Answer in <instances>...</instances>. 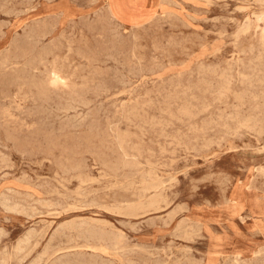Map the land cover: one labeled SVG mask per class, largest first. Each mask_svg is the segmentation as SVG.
<instances>
[{
  "label": "rangeland",
  "instance_id": "374dc122",
  "mask_svg": "<svg viewBox=\"0 0 264 264\" xmlns=\"http://www.w3.org/2000/svg\"><path fill=\"white\" fill-rule=\"evenodd\" d=\"M0 8V75H29L26 61L48 48L33 72L56 63L63 78L47 96L18 77L0 83V264H264V0Z\"/></svg>",
  "mask_w": 264,
  "mask_h": 264
},
{
  "label": "bare ground",
  "instance_id": "6f19581e",
  "mask_svg": "<svg viewBox=\"0 0 264 264\" xmlns=\"http://www.w3.org/2000/svg\"><path fill=\"white\" fill-rule=\"evenodd\" d=\"M52 1V0H51ZM34 2V1H33ZM74 2V1H73ZM96 2V1H95ZM13 3V2H12ZM93 3V2H92ZM209 3V2H208ZM116 7H118V6H116ZM8 8V7H7ZM27 8V7H26ZM25 8V9H26ZM1 9V8H0ZM12 10V9H11ZM116 11V10H115ZM247 11V10H246ZM6 12V11H5ZM118 12V11H117ZM120 12V11H119ZM109 13V12H108ZM111 13V12H110ZM115 13V12H114ZM119 15V14H118ZM121 15V14H120ZM254 16V15H253ZM10 17V16H9ZM96 19V18H95ZM21 20V19H20ZM85 22V21H84ZM135 22V21H134ZM134 22H132V24L134 23ZM180 22V21H179ZM113 23V22H112ZM111 23V24H112ZM248 23V22H247ZM261 23V22H260ZM3 24H4V22H3ZM6 24V23H5ZM43 25H38L37 26V28L35 29V30H33V31H31V33L29 34V36L28 37H30V39H31V43H26V44H22V46L20 47V49L22 50V52H24V54H26L25 55V57L26 58H29L28 57V55H31L32 53L34 54V51H35V47H37V44H39V42H41V39L43 38V37H45L46 35H47V27H48V25L47 24H45V23H42ZM115 25V24H114ZM134 25V24H133ZM6 26V25H5ZM116 26H117V24H116ZM244 26V25H243ZM54 27V26H53ZM136 27V26H135ZM184 27V26H183ZM31 29H32V27H31ZM73 29V28H72ZM85 29V28H84ZM116 29V28H115ZM139 32V31H138ZM243 32V31H242ZM246 32V31H245ZM81 33V32H80ZM136 33V32H135ZM182 33V32H181ZM2 34V33H1ZM65 34V33H64ZM178 34H179V32H178ZM83 35V34H82ZM81 35V36H82ZM111 35V34H110ZM219 35V34H218ZM242 35V34H241ZM264 37V36H263ZM84 38V37H83ZM114 38V37H113ZM207 38V37H206ZM84 39H86V38H84ZM83 40V39H82ZM238 40V39H237ZM88 41V40H87ZM91 41V40H90ZM111 41V40H110ZM72 42V41H71ZM75 42H77L78 43V41H75ZM121 43L120 44H122V41H120ZM68 43V42H67ZM66 43V44H67ZM85 43V42H84ZM89 43V42H88ZM175 43V42H174ZM71 44V43H70ZM69 44V45H70ZM75 44V43H74ZM74 44H72V45H74ZM79 44H81V43H79ZM78 44V45H79ZM93 44H95V42L93 43ZM118 44V43H117ZM119 44V45H120ZM72 45H70V46H72ZM85 45V44H84ZM88 45V44H87ZM90 45H91V43H90ZM89 45V46H90ZM68 46V45H67ZM75 46V45H74ZM81 46V45H80ZM93 46V45H92ZM125 46V45H124ZM78 47V46H77ZM77 47H75L74 49H76ZM84 47V46H83ZM85 47H86V45H85ZM119 47V46H118ZM128 47V46H127ZM38 48V47H37ZM73 48V47H72ZM72 48H70V49H72ZM80 48H82V47H80ZM90 48H93V47H90ZM122 48V47H121ZM157 48V47H156ZM159 48V47H158ZM66 49V48H65ZM70 49H68V51L70 50ZM73 49V50H74ZM86 49V48H85ZM39 50V49H38ZM62 50V49H61ZM65 51V50H64ZM75 51V50H74ZM112 51V50H111ZM21 52V53H22ZM59 52H61V51H59ZM59 52H57V53H59ZM81 52V51H80ZM50 53H52V50L51 49H48V48H46V49H41V50H39V51H37V54L36 55H33V56H35V57H33V56H31V59L29 60V61H26L27 62V65L29 66V70H28V72H29V75L28 74H26L25 75V73H24V76H22V75H18L17 77L19 78V79H22L23 80V83L25 84V85H27V88H28V86H30L29 88H33V90L37 93V95H40V96H47V94H48V86L49 85H51L52 83L54 84V86H56V85H58L59 83H62L63 82V78H62V74H61V71L59 70V67H56V63H55V66H54V64L52 63V61H51V63L53 64V66H52V68L50 69V70H48V72L46 73V75L44 74L45 73V71H44V73H41V74H44V76L45 77H43L42 76V78H40L39 76H37L36 74V70H38L39 68H37L38 67V65L37 64H40V62L41 61H43V59H44V57L45 56H47V55H49ZM73 53V52H72ZM194 53V52H193ZM23 54V53H22ZM62 54L64 55V53L62 52ZM67 54V53H66ZM71 54V53H70ZM75 54V53H74ZM134 54V53H133ZM187 54V53H186ZM253 54V53H252ZM58 55V54H57ZM62 55V56H63ZM75 55H77V54H75ZM24 56V55H23ZM53 56H55V54L53 55ZM66 56V55H65ZM72 56V55H71ZM189 56V55H188ZM66 57H68V56H66ZM153 57V56H152ZM238 57V56H237ZM2 58V57H1ZM17 58V56L15 55V59ZM21 58H23V57H21ZM26 58H25V60H26ZM52 58V57H51ZM53 58H55V57H53ZM60 58V57H59ZM58 58V59H59ZM63 58V57H62ZM81 58V57H80ZM151 58V57H150ZM233 58V57H232ZM262 58V57H261ZM48 59H49V57H48ZM56 59V58H55ZM55 59H52V60H55ZM65 59V58H64ZM68 59V58H67ZM74 59V58H73ZM79 59V58H78ZM100 59V58H99ZM24 60V61H25ZM45 60V59H44ZM57 60V59H56ZM81 60V59H80ZM79 60V61H80ZM260 60V59H259ZM1 61V60H0ZM23 61V62H24ZM64 61V60H63ZM68 60H66V62H67ZM73 61V60H72ZM86 61V60H85ZM151 61V60H150ZM185 61V60H184ZM3 62V61H2ZM49 62V61H48ZM56 62V61H55ZM66 62H63V63H66ZM75 61H73L72 63H74ZM77 62V61H76ZM84 62V61H83ZM15 60L12 58V57H10V56H8V57H6L5 58V60H4V62L2 63V65H3V67L4 68H6V67H8V66H10V64L11 65H14L15 66ZM61 63H62V61H61ZM60 63V64H61ZM62 63V64H63ZM79 63V62H78ZM80 63H82V62H80ZM24 64V63H23ZM43 64H44V62H43ZM130 64V63H129ZM253 64V63H252ZM41 65V64H40ZM46 65H47V63L44 65L45 67H46ZM48 65H49V63H48ZM51 65V64H50ZM49 65V66H50ZM67 65H69L70 66V63L69 64H67ZM81 65H83V63L81 64ZM175 65V64H174ZM24 66H25V64H24ZM62 66H64V65H62ZM68 66V68H70ZM74 66V65H73ZM78 66V65H77ZM238 66V65H237ZM40 67V66H39ZM65 68H66V66H64ZM75 67V66H74ZM74 67H72L73 69H74ZM82 67V66H81ZM84 67V66H83ZM203 67V66H202ZM205 67V66H204ZM248 67V66H247ZM25 68V67H24ZM75 68H77V67H75ZM235 68V67H234ZM3 69V68H2ZM13 69V68H12ZM41 69V68H40ZM46 70H47V68H45ZM71 69V68H70ZM72 69V70H73ZM82 69H85V67L84 68H82ZM92 69H94V68H92ZM130 69V68H129ZM0 70H1V68H0ZM4 71H5V69H3ZM1 71V72H4V71ZM21 70H24L23 68L21 69ZM36 71L35 73L33 72V71ZM68 70V69H67ZM86 70H87V67H86ZM200 70H201V67H200ZM207 70V69H206ZM39 71V70H38ZM77 71V70H76ZM80 71V70H79ZM88 71H90V69L88 70ZM87 71V72H88ZM208 71V70H207ZM210 71V70H209ZM216 71V70H215ZM214 71V72H215ZM0 72V73H1ZM7 72H8V70H7ZM21 72V71H20ZM25 72V71H24ZM27 72V73H28ZM32 72V73H31ZM42 72H43V70H42ZM65 73L67 72V71H64ZM71 72V71H70ZM78 72V71H77ZM80 72H82V71H80ZM85 72V71H84ZM83 72V73H84ZM153 72V71H152ZM238 72V71H237ZM5 73H6V71H5ZM72 73H74V72H72ZM71 73V74H72ZM79 73V72H78ZM77 73V74H78ZM118 73V72H117ZM138 73V72H137ZM212 73V72H211ZM225 73V72H224ZM232 73V72H231ZM230 73V74H231ZM239 73V72H238ZM40 74V73H39ZM61 74V75H60ZM64 74V73H63ZM71 74L69 75V74H67V75H69V77L71 76ZM75 74V73H74ZM73 74V75H74ZM82 74V73H81ZM91 74V73H90ZM260 74V73H259ZM66 75V74H65ZM203 75V74H202ZM1 76V75H0ZM3 76V75H2ZM1 76V77H2ZM41 76V75H40ZM88 76H89V72H88ZM222 76V75H221ZM6 77V76H5ZM5 77H2V78H0V83H4L5 82V80L6 79H9L10 77V79H9V81H8V83L10 82V83H12V82H14V81H17L18 79H17V77H16V75H15V78H12V76H10V77H7V78H5ZM78 77V76H77ZM80 77V76H79ZM98 77V76H97ZM116 77V76H115ZM199 77V76H198ZM258 77V76H257ZM264 77V76H263ZM68 78V76H66V79ZM74 78V77H73ZM76 78V77H75ZM126 78V77H125ZM222 78H224V75H223V77ZM247 78H249V77H247ZM17 79V80H16ZM65 79V80H66ZM99 79V78H98ZM97 79V80H98ZM226 79V78H225ZM228 79V78H227ZM231 79H232V77H231ZM3 80H4V82H3ZM77 79H75V81H76ZM78 80H80V81H82V79H78ZM115 80V79H114ZM206 80V79H205ZM72 81H73V79H72ZM84 81V80H83ZM82 81V82H83ZM96 81V80H95ZM94 81V82H95ZM100 81V80H99ZM203 81V80H202ZM225 81V80H224ZM229 81H231V80H229ZM66 82V81H65ZM71 82V81H70ZM82 82H77V83H82ZM116 82V81H115ZM173 82V81H172ZM189 82V81H188ZM226 82V81H225ZM224 82V83H225ZM6 83V82H5ZM69 83V82H68ZM77 83H75V84H77ZM100 83V82H99ZM123 83V82H122ZM155 83V82H154ZM180 83V82H179ZM201 83V82H200ZM203 83V82H202ZM206 83V82H205ZM227 83H229V82H227ZM20 84V83H19ZM18 84V85H19ZM21 84H22V82H21ZM73 84V83H72ZM95 84V83H94ZM207 84V83H206ZM208 84H209V82H208ZM211 84V83H210ZM209 84V85H210ZM226 84V83H225ZM243 84V83H242ZM17 85V86H18ZM64 85V84H63ZM68 85V84H67ZM74 85V84H73ZM79 85V84H78ZM82 85V84H81ZM99 85V84H98ZM165 85V84H164ZM229 85H230V83H229ZM4 86V85H3ZM16 86V87H17ZM20 86V85H19ZM75 86V85H74ZM83 86H84V84H83ZM82 86V87H83ZM91 86H92V84H91ZM102 86V85H101ZM130 86V85H129ZM173 86V85H172ZM181 86V85H180ZM212 86V85H211ZM21 87H23V86H21ZM60 87V86H59ZM98 87V86H97ZM96 87V88H97ZM127 87V86H126ZM165 87V86H164ZM198 87V86H197ZM208 87V86H207ZM20 88V87H19ZM74 88V87H73ZM84 88H85V86H84ZM84 88H83V90H84ZM90 88V87H89ZM101 89L103 88V87H100ZM162 88V87H161ZM179 88V87H178ZM17 89V88H16ZM22 89V88H21ZM21 89L19 90V91H21ZM26 89V88H25ZM86 89V88H85ZM201 89V88H200ZM225 89H226V87H225ZM15 90V89H14ZM18 90V89H17ZM28 90V89H27ZM32 90V91H33ZM177 90V89H176ZM227 90V89H226ZM229 90V89H228ZM1 91V90H0ZM26 91V90H25ZM187 91V90H186ZM217 91V90H216ZM90 92V91H89ZM96 92V91H95ZM107 94H108V92L107 91H105ZM126 92V91H125ZM208 92V91H207ZM22 93V92H21ZM28 93V92H27ZM83 93H84V91H83ZM87 93V92H86ZM142 93V92H141ZM173 93V92H172ZM175 93V92H174ZM185 93V92H184ZM206 93V92H205ZM221 93V92H220ZM20 94V93H19ZM106 94V95H107ZM124 94V93H123ZM167 94V93H166ZM171 94V93H170ZM84 95H85V93H84ZM90 95V94H89ZM121 95H122V93H121ZM151 95V94H150ZM153 95V94H152ZM164 95V94H163ZM174 95V94H173ZM177 95H179V94H177ZM212 95V94H211ZM215 95V94H214ZM241 95V94H240ZM16 96L18 97V95L16 94ZM160 96V95H159ZM162 96V95H161ZM81 97V96H80ZM82 97H83V95H82ZM85 97H87V96H85ZM163 97V96H162ZM185 97H186V95H185ZM59 98V97H58ZM165 98V97H164ZM182 98V97H181ZM183 98H184V96H183ZM24 99V98H23ZM170 99H172V98H170ZM174 99V98H173ZM180 99V98H179ZM193 99V98H192ZM83 100L84 101H87V100H85L84 98H83ZM182 100V99H181ZM89 101V100H88ZM97 101V100H96ZM163 101H164V99H163ZM173 101V100H172ZM186 101V100H185ZM217 101V100H216ZM68 102V101H67ZM180 102V101H179ZM187 102V101H186ZM186 102H185V104H186ZM188 102H189V100H188ZM187 102V103H188ZM65 103V102H64ZM70 103V102H69ZM87 103V102H86ZM160 103V102H159ZM162 103V102H161ZM167 103V102H166ZM183 103V102H182ZM71 104H73V103H71ZM76 104V103H75ZM103 104V103H102ZM86 105H88V104H86ZM130 105V104H129ZM143 105V104H142ZM152 105V104H151ZM155 105V104H154ZM164 105V104H163ZM167 105V104H166ZM176 105V104H175ZM188 105V104H187ZM209 105V104H208ZM216 105V104H215ZM78 106V105H77ZM144 106V105H143ZM185 106V105H184ZM192 106V105H191ZM57 107V106H56ZM67 107V106H66ZM180 107V106H179ZM193 107V106H192ZM142 108V107H141ZM145 108V107H144ZM169 108V107H168ZM183 108V107H182ZM186 108V107H185ZM195 108H197V107H195ZM209 108H211V107H209ZM32 109V108H31ZM59 109V108H58ZM67 109V108H66ZM93 109V108H92ZM109 109V108H108ZM136 109V108H135ZM134 108L132 109V110H135ZM143 109V108H142ZM179 109V108H178ZM181 109V108H180ZM188 109V111H189V107L187 108ZM186 109V110H187ZM72 110V109H71ZM131 110V111H132ZM136 110H138V109H136ZM135 110V112H137ZM163 110V109H162ZM239 110V109H238ZM61 111V110H60ZM77 111V110H76ZM130 111V110H129ZM182 111H184V108H183V110ZM208 111V110H207ZM224 111V110H223ZM91 112V111H90ZM121 112V111H120ZM128 112V111H127ZM140 112V111H139ZM144 112V111H143ZM191 112V111H190ZM205 112V111H204ZM64 113V112H63ZM70 113V112H69ZM68 113V114H69ZM92 113V112H91ZM94 113V112H93ZM132 113H134V112H132ZM147 113V112H146ZM183 113V112H182ZM187 113V112H186ZM186 113H184V115L186 114ZM189 113V112H188ZM187 113V114H188ZM192 113V112H191ZM191 113H190V115H191ZM200 113H202V112H200ZM131 114V113H130ZM138 115H139V113H137ZM145 114V113H144ZM143 114V115H144ZM179 114V113H178ZM181 114V113H180ZM179 114V115H180ZM127 115H129V114H127ZM134 115H135V113H134ZM137 115V116H138ZM143 115H142V117H143ZM145 115H147V114H145ZM172 115V114H171ZM189 114H188V116H190ZM192 115H193V113H192ZM74 116V115H73ZM78 116V115H77ZM181 116V115H180ZM131 117V116H130ZM140 117V116H139ZM177 117V116H176ZM192 117V116H191ZM114 118V117H113ZM198 118V117H197ZM129 119V118H128ZM135 119V118H134ZM158 119V118H157ZM178 119V118H177ZM196 119V118H195ZM241 119V118H240ZM95 120V119H94ZM104 120V119H103ZM131 120V119H130ZM133 120V119H132ZM160 120V119H159ZM181 120V119H180ZM247 120V119H246ZM248 120H249V118H248ZM83 121V120H82ZM138 121V120H137ZM155 121V120H154ZM163 121H165V120H163ZM254 121V120H253ZM62 122V121H61ZM65 122V121H64ZM68 122V121H67ZM148 122V121H147ZM178 122H179V120H178ZM214 122V121H213ZM102 124V123H101ZM145 124V123H144ZM157 124V123H156ZM164 124V123H163ZM210 124V123H209ZM106 125V124H105ZM134 125V124H133ZM148 125V124H147ZM150 125V124H149ZM71 126V125H70ZM96 126V125H95ZM160 126V125H159ZM158 126V127H159ZM83 127V126H82ZM135 127V126H134ZM145 127V126H144ZM152 127V126H151ZM169 127V126H168ZM255 127V126H254ZM32 128V127H31ZM94 128V127H93ZM136 128V127H135ZM79 129V128H78ZM101 129V128H100ZM111 129V128H110ZM113 129V128H112ZM139 130L141 129V128H138ZM150 129V128H149ZM162 129V128H161ZM256 129V128H255ZM254 129V130H255ZM144 130V129H143ZM88 131V130H87ZM162 131V130H161ZM245 131V130H244ZM65 132V131H64ZM77 132V131H76ZM103 132V131H102ZM112 132V131H111ZM167 132V131H166ZM165 132V133H166ZM206 132V131H205ZM231 132H233V131H231ZM72 133V132H71ZM204 133V132H203ZM236 133V132H235ZM253 133V132H252ZM262 133V132H261ZM124 134H125V131H124ZM148 134V133H147ZM149 135V134H148ZM69 136V135H68ZM67 136V137H68ZM71 136V135H70ZM177 136V135H176ZM57 137V136H56ZM55 138V137H54ZM53 137H47V140H49V141H51V142H55V139H54ZM114 138V137H113ZM181 138V137H180ZM179 138V139H180ZM253 138V137H252ZM151 139V138H150ZM166 139V138H165ZM206 140V139H205ZM103 141V140H102ZM1 142V141H0ZM145 142V141H144ZM5 143V142H4ZM82 143V142H81ZM137 143V142H136ZM7 145V144H6ZM181 145V144H180ZM150 146V145H149ZM78 148V147H77ZM172 148V147H171ZM260 148V147H259ZM149 149V148H148ZM165 149V148H164ZM240 150V149H239ZM175 151V150H174ZM88 152V151H87ZM150 153H152V151H150ZM168 153V152H167ZM22 155V154H21ZM77 155V154H76ZM24 156V155H23ZM22 156V157H23ZM96 156V155H95ZM55 157H57V156H55ZM6 158V157H5ZM86 158V157H85ZM137 158V157H136ZM2 159V158H1ZM0 159V160H1ZM128 159V158H127ZM134 159V158H133ZM138 159V158H137ZM162 159V158H161ZM169 159V158H168ZM191 159V158H190ZM126 160V159H125ZM2 161V160H1ZM129 161V160H128ZM4 163V162H3ZM44 163V162H43ZM150 164V163H149ZM152 164V163H151ZM9 165V164H8ZM158 165V164H157ZM124 166V165H123ZM8 167V166H7ZM89 168V167H88ZM150 168V167H149ZM8 169V168H7ZM92 169V168H91ZM56 170V169H55ZM67 170V169H66ZM3 171V170H2ZM2 171H0V172H2ZM101 171V170H100ZM120 171V170H119ZM197 171V170H196ZM257 171V170H256ZM46 172V171H45ZM67 172V171H66ZM88 172V171H87ZM261 172V171H260ZM70 173V172H69ZM93 173V172H92ZM100 173V172H99ZM136 173V172H135ZM155 173V172H154ZM263 173V172H262ZM7 174V173H6ZM60 174V173H59ZM66 174V173H65ZM189 174V173H188ZM5 175V174H4ZM58 175V174H57ZM81 175V174H80ZM111 175V174H110ZM185 175V174H184ZM7 176V175H6ZM6 176H5V178H6ZM25 176H27V175H25ZM38 177V176H37ZM52 177V176H51ZM98 177V176H97ZM101 177V176H100ZM113 177V176H112ZM124 177V176H123ZM169 177H171V176H169ZM16 178V177H15ZM63 178V177H62ZM71 178V177H70ZM80 178V177H79ZM90 178V177H89ZM93 177H91V179H92ZM118 178V177H117ZM24 179V178H23ZM77 179V178H76ZM83 179V178H82ZM94 179V178H93ZM101 179V178H100ZM105 180V179H104ZM173 180V179H172ZM171 180V181H172ZM201 180V179H200ZM88 181V180H87ZM95 181V180H94ZM98 181V180H97ZM22 182V181H21ZM96 182V181H95ZM54 183V182H53ZM86 183V182H85ZM92 183V182H91ZM9 184V183H8ZM84 184V183H83ZM145 184V183H144ZM168 184V183H167ZM7 185V184H6ZM86 185V184H85ZM119 185V184H118ZM138 185V184H137ZM126 186V185H125ZM128 186V185H127ZM130 186V185H129ZM132 186V185H131ZM150 186V185H149ZM166 186V185H165ZM65 187V186H64ZM96 187V186H95ZM161 187H163V185L161 186ZM128 188V187H127ZM175 188V187H174ZM136 189V188H135ZM53 190V189H52ZM67 190V189H66ZM17 191V190H16ZM16 191H14V192H16ZM31 191H33V190H31ZM107 191V190H106ZM147 191V190H146ZM18 192V191H17ZM86 192V191H85ZM149 192V191H148ZM20 193V192H19ZM83 193V192H82ZM14 194V193H13ZM52 194V193H51ZM20 195V194H19ZM25 195V194H24ZM3 196V195H2ZM27 196V195H26ZM36 196V195H35ZM17 197H18V195H17ZM163 197V196H162ZM7 198V197H6ZM32 198V197H31ZM30 198V199H31ZM158 198V197H157ZM10 199V198H9ZM8 199V200H9ZM15 199H17V198H15ZM5 200V199H4ZM12 200V199H11ZM11 200H9V201H11ZM43 200V199H42ZM93 200V199H92ZM95 200V199H94ZM7 201V200H6ZM21 201V200H20ZM19 201V202H20ZM23 201H24V199H23ZM28 201V200H27ZM4 202V201H3ZM44 202V201H43ZM42 202V203H43ZM46 202V201H45ZM48 202V201H47ZM139 202V201H138ZM6 203V202H5ZM50 203H52V202H50ZM68 203V202H67ZM137 203V202H136ZM9 203L7 202L6 203V205H8ZM101 204V203H100ZM5 205V204H4ZM15 205V204H14ZM14 205H12V206H14ZM40 205V204H39ZM73 205V204H72ZM88 205V204H87ZM90 205V204H89ZM130 205V204H129ZM149 205V204H148ZM9 206V205H8ZM7 206V207H8ZM51 206V205H50ZM69 206V205H68ZM115 206V205H114ZM1 207V206H0ZM7 207H5V208H7ZM10 207V206H9ZM18 206L16 205V208H17ZM74 207V206H73ZM127 207V206H126ZM131 207V206H130ZM29 208V207H28ZM75 208V207H74ZM104 208V207H103ZM8 209H10V208H8ZM36 209V208H35ZM51 209V208H50ZM77 209V208H76ZM100 209V208H99ZM101 209H102V207H101ZM119 209V208H118ZM122 209V208H121ZM121 209H119V210H121ZM166 209V208H165ZM11 210L13 211V207L11 208ZM164 210V209H163ZM15 211V210H14ZM106 211H108V210H106ZM115 211V210H114ZM118 211V210H117ZM30 212V211H29ZM64 212V211H63ZM111 212H113L112 210H111ZM123 212V211H122ZM131 212V211H130ZM134 213V212H133ZM169 213V212H168ZM167 213V214H168ZM48 214V213H47ZM121 214V213H120ZM137 214V213H136ZM21 215V214H20ZM26 215V214H25ZM32 215H33V213H32ZM126 215V214H125ZM132 215V214H131ZM41 216V215H40ZM121 216V215H120ZM122 217H124V216H122ZM136 217V216H135ZM162 217V216H161ZM133 218V217H132ZM125 219V218H124ZM188 219V218H187ZM171 221V220H170ZM87 222V221H86ZM194 225V224H193ZM67 226V225H66ZM88 226V225H87ZM60 227V226H59ZM126 227V226H125ZM92 228V227H91ZM2 229V228H1ZM79 229H81V228H78V230ZM83 229V228H82ZM64 230V229H63ZM77 230V229H76ZM89 230V229H88ZM188 230V229H187ZM1 232V231H0ZM29 232V231H28ZM34 232V231H33ZM37 232V231H36ZM84 233H85V231H83ZM86 232H87V229H86ZM99 232V231H98ZM83 233V234H84ZM88 233V232H87ZM86 233V234H87ZM92 233V232H91ZM189 233V232H188ZM35 234V233H34ZM33 234V235H34ZM56 234V233H55ZM59 234V233H58ZM82 234V235H83ZM94 234V233H93ZM93 234H91V235H93ZM95 234H96V230H95ZM99 234H100V232H99ZM187 234V233H186ZM32 235V236H33ZM42 235V234H41ZM79 235H81V234H79ZM90 235V234H89ZM97 235V234H96ZM101 235H102V233H101ZM109 235V234H108ZM188 235V234H187ZM194 235V234H193ZM95 236V235H94ZM2 237V236H1ZM26 237V236H25ZM28 237V239H29V235L27 236ZM30 237H31V235H30ZM51 237V236H50ZM62 237V236H61ZM67 237V236H66ZM83 237H85V236H83ZM91 237V236H90ZM89 237V238H90ZM97 237V236H96ZM104 237V236H103ZM108 237V236H107ZM121 237V236H120ZM33 238V237H32ZM93 238L94 237H92L91 239L93 240ZM105 238V237H104ZM117 238V237H116ZM95 239V238H94ZM98 239H99V237H98ZM110 239V238H109ZM176 239V238H175ZM209 239V238H208ZM26 240H27V238H26ZM72 240V239H71ZM80 240V239H79ZM81 240H82V236H81ZM80 240V241H81ZM84 240V239H83ZM99 240H102V239H99ZM21 241V240H20ZM23 241V240H22ZM29 241V242H28ZM27 242L28 243H30V240H28ZM88 241H89V239H88ZM113 241H114V239H113ZM180 241V240H179ZM23 242H25V240L23 241ZM23 242H20V244L21 243H23ZM28 243H27V246H28ZM113 243H115V242H113ZM24 244V243H23ZM31 244V243H30ZM99 244V243H98ZM23 246V245H22ZM24 246H26V243H25V245ZM36 246V245H35ZM52 246V245H51ZM69 246V245H68ZM18 247V246H17ZM19 247H21V246H19ZM183 247V246H182ZM24 248V247H23ZM26 248V247H25ZM28 248V247H27ZM37 248V247H36ZM51 248V247H50ZM59 248V247H58ZM168 248V247H167ZM170 248V247H169ZM15 249V248H14ZM18 249V248H17ZM16 249V250H17ZM48 249V248H47ZM61 249V248H60ZM19 250V249H18ZM25 249H23V251H24ZM59 250V249H58ZM57 250V251H58ZM20 251V250H19ZM18 251V252H19ZM22 251V250H21ZM46 251H49V249L48 250H45V252H44V254L46 253ZM17 252V253H18ZM121 253V252H120ZM135 253V252H134ZM180 253V252H179ZM19 254H22L21 252L19 253ZM47 254H49L48 252H47ZM46 254V255H47ZM6 255V254H5ZM26 255V254H25ZM52 255V254H51ZM50 255V256H51ZM77 255V254H76ZM27 256V255H26ZM29 256H30V254H29ZM43 256V255H42ZM45 256V255H44ZM53 256H55V255H53ZM80 256V255H79ZM84 256V255H83ZM82 256V257H83ZM259 256V255H258ZM65 257V256H64ZM70 257V256H69ZM167 257V256H166ZM8 258V257H7ZM45 258V257H44ZM48 258H50V257H48ZM85 258V257H84ZM186 258V257H185ZM42 260H43V258H41ZM56 259V258H55ZM80 259H81V257H80ZM89 259H90V257H89ZM7 260V259H6ZM8 260H10V259H8ZM8 260H7V263H8ZM27 260V259H26ZM40 259H38V261H39ZM177 260V259H176ZM2 261H3V263H4V260L2 259ZM54 261V260H53ZM40 262V261H39ZM97 263H98V261H96ZM2 263V264H3ZM10 263V262H9ZM19 263V262H18ZM34 263H36V262H34ZM170 263V262H169ZM41 264V263H40ZM53 264V263H52ZM55 264V263H54ZM100 264V263H99Z\"/></svg>",
  "mask_w": 264,
  "mask_h": 264
}]
</instances>
